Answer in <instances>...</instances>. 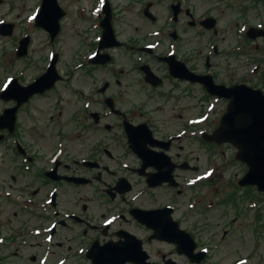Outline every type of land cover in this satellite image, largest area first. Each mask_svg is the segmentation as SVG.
<instances>
[{
	"label": "flooded vegetation",
	"instance_id": "flooded-vegetation-1",
	"mask_svg": "<svg viewBox=\"0 0 264 264\" xmlns=\"http://www.w3.org/2000/svg\"><path fill=\"white\" fill-rule=\"evenodd\" d=\"M97 1L87 12L77 8L86 26L71 44L61 40L64 9L54 36L36 26L33 15L0 19L12 35L0 92L11 82L7 108L14 116L11 130L0 127L12 165L9 182H0V201L9 206L3 218L0 207V264H215L213 253L230 229L215 241V220L207 215L216 204L201 195L204 187L217 186L208 168L192 176L203 164L194 165L198 157L181 143L230 147L203 137L226 112L228 100L215 87L257 88L253 82L264 80V66L260 70L252 58V68L235 63L247 52L238 33L234 46L224 44L219 19L209 15L217 6L207 0L199 18L192 0L128 1L125 17L114 0H104L106 21ZM242 1L230 8L240 7L239 26L247 22L241 37L249 41L245 32L256 2ZM146 24L157 27L139 32ZM39 32L45 56L18 68ZM47 72V80L36 83ZM42 121L52 138L47 148L29 138ZM240 178L229 182L231 190L257 192L240 186ZM234 193L221 205H237ZM227 209L225 220L235 211Z\"/></svg>",
	"mask_w": 264,
	"mask_h": 264
},
{
	"label": "rangeland",
	"instance_id": "rangeland-1",
	"mask_svg": "<svg viewBox=\"0 0 264 264\" xmlns=\"http://www.w3.org/2000/svg\"><path fill=\"white\" fill-rule=\"evenodd\" d=\"M15 1V0H14ZM128 1L132 0H114V7L119 11V15L125 17V8L128 5ZM148 1V0H144ZM256 8L252 10L254 14L253 17L250 18L249 24L255 26L257 22H260L264 25V2L261 0H254ZM59 5L66 11V17L63 19V31L61 40L65 43L71 44L73 38L75 40V34L82 29L83 26H86L85 16L83 19L76 17V11L78 7H83L86 9V12L91 7L93 0H58ZM158 2L164 3V0H159ZM205 0H192L191 6L194 7V11L196 13V18H199V13L205 7V5L216 4L217 10L213 11L209 15L213 16L216 19H219L216 28H218L221 36L225 39L224 44L233 45L235 34H239L241 48L247 52L246 55L241 54L240 58L235 62L241 65H245L249 62V68H252L253 61H248V58L255 59L261 66L264 60V40L259 36H256L255 40H249L241 35L243 34V28L241 26L245 25L244 23L239 26L241 19L238 18L240 7L236 9H231V4H236L243 6L244 2L242 0H226L225 2H219V0H207L205 4ZM37 0H16L11 3L9 0L0 1V19H6L7 21L17 22L18 19L23 18L28 15L32 9L35 7ZM154 11L157 13L162 11V8H154ZM238 21V22H237ZM157 26H148L145 25V29L139 32H148ZM22 26L19 27V31H21ZM264 28V26H263ZM133 30V29H132ZM130 31V30H129ZM18 31H16L17 33ZM133 32V31H132ZM193 32H198L196 28L193 29ZM15 33V32H14ZM39 36L36 38L34 36V40L31 46L30 55L28 58H24L21 61H18V68H26V64L32 63V60H36V58L45 56L46 51H44V37L42 36V32H39ZM11 36H3L0 35V83L3 81L4 77L8 74V61L10 60V49H11ZM36 38V39H35ZM258 46V50L255 46ZM234 46V45H233ZM248 69V68H247ZM31 75H34L36 71L33 69V66L30 67L29 72ZM245 71V68H242V72ZM30 75V76H31ZM259 76V75H258ZM253 84L264 92V80L257 79L253 82ZM137 90V89H135ZM135 104L137 103L135 99H133ZM9 102H4L0 100V112L8 107ZM3 112V111H2ZM69 110L65 111L63 114L64 120L69 115ZM2 114V113H1ZM0 114V115H1ZM160 121L164 119L161 115ZM60 124L58 121H54ZM42 121V126L35 128L29 133V138L33 140L38 146L43 148H47L52 141L51 136H49L50 132L45 131V125ZM184 144L188 146L189 149L193 150L194 157L197 156L199 161L198 163L193 160V164H203L202 168L198 171L193 172L192 176H197V174L202 173L206 168H208L209 176L214 179L213 187H204L203 194L204 203L209 202L210 204H216L213 211L207 215L209 219L215 220V231L210 229L213 234H216L215 241L220 238L223 232H227L230 229V233L226 236L225 243L221 246V249L217 252L213 253V261L215 264H231L237 258H240L241 264H264V197L259 193L255 192L252 188L247 190L235 191L231 190L229 187V182H235L238 178L242 177V175L246 171V167L237 161L234 157L235 149L231 146H223L220 148H215L209 144L202 142L201 140H193V143L190 144L187 141H183L181 145ZM9 148L6 144L0 143V182H9V175L11 172L12 165L9 162L11 160V153L9 152ZM191 150V151H192ZM214 161L210 163V166L207 167V161ZM234 191V196L236 197L235 201L238 202L237 205L232 204V206L224 205L221 203L225 200L228 201V197H231V192ZM200 195V194H199ZM255 199V208L249 210L247 205ZM219 201V202H218ZM0 207L3 208V214L1 218L7 215L8 204L0 201ZM227 208H232L235 211H229V215L225 220V217L221 216V214L228 210ZM6 211V212H5ZM234 215H238V220L236 222L230 224L228 220L234 217ZM1 221V220H0ZM212 234V235H213ZM214 241V242H215ZM255 244V245H254Z\"/></svg>",
	"mask_w": 264,
	"mask_h": 264
},
{
	"label": "water",
	"instance_id": "water-1",
	"mask_svg": "<svg viewBox=\"0 0 264 264\" xmlns=\"http://www.w3.org/2000/svg\"><path fill=\"white\" fill-rule=\"evenodd\" d=\"M63 16L64 12L59 8L57 0H42L36 26L44 28L54 36L58 31V22ZM0 29L1 35L10 34V30L2 31L4 29L2 25ZM256 34L262 33L254 29H249L247 32L250 38H255ZM48 72L36 83L47 80ZM216 89L220 90L218 95L227 98L229 103L219 126L211 135H203V137L210 142L228 143L234 147L236 160L247 167V171L239 180V185L256 186L257 191L264 193V94L259 89L246 86H236L230 89L216 87ZM11 94L12 86L10 85L6 91L1 93L0 98L8 101ZM0 122L3 123L0 127L12 129L14 116L10 109L4 110L0 115Z\"/></svg>",
	"mask_w": 264,
	"mask_h": 264
},
{
	"label": "snow or ice",
	"instance_id": "snow-or-ice-1",
	"mask_svg": "<svg viewBox=\"0 0 264 264\" xmlns=\"http://www.w3.org/2000/svg\"><path fill=\"white\" fill-rule=\"evenodd\" d=\"M104 0H101V4H103ZM99 10V9H98Z\"/></svg>",
	"mask_w": 264,
	"mask_h": 264
}]
</instances>
